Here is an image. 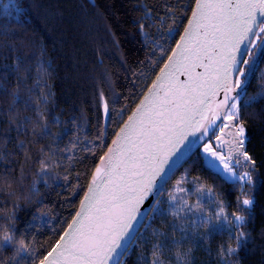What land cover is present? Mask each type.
I'll use <instances>...</instances> for the list:
<instances>
[{"label": "trees", "instance_id": "obj_1", "mask_svg": "<svg viewBox=\"0 0 264 264\" xmlns=\"http://www.w3.org/2000/svg\"><path fill=\"white\" fill-rule=\"evenodd\" d=\"M195 4L196 0H0V236L11 231L9 225L16 231L15 242L0 250V264H38L54 246L57 233H63L78 211L100 157L159 74ZM173 26L178 31L169 39L166 34ZM262 94L264 54L257 58L244 97L260 98L248 107L240 102L237 122L246 129L247 152L255 161V203L245 228L206 235L209 226L194 227L186 209L173 214L171 197L196 205V187L215 194L214 203L201 205L213 224L220 211L240 214L237 200L249 198L244 194L247 186L241 189L212 175L196 152L160 196L167 215L149 214L144 219L121 264H153L157 259L160 264H264ZM16 95L22 100L14 104ZM114 97L118 100L109 104L107 143L93 148L105 132L104 102ZM45 170L47 175H40ZM181 226L190 238L175 244L181 240ZM241 230L247 233L246 241L236 255H227V249L236 247L230 236L238 237ZM22 240L34 255L17 254Z\"/></svg>", "mask_w": 264, "mask_h": 264}, {"label": "snow or ice", "instance_id": "obj_2", "mask_svg": "<svg viewBox=\"0 0 264 264\" xmlns=\"http://www.w3.org/2000/svg\"><path fill=\"white\" fill-rule=\"evenodd\" d=\"M140 27L143 30L145 26ZM177 31L173 26L166 35L175 39ZM262 33L264 0H196L167 61L100 157L78 211L63 233H57L59 238L41 255L38 264H121L130 238L144 219L149 214L167 215L160 196L172 176L196 152L212 175L225 183L239 184L241 189L247 186L244 194L249 198L237 200L240 214L227 216L220 211L213 224L212 217L203 215L201 205L214 203L215 194L212 189L196 187L192 190L196 205L188 206L183 197H171L168 203L173 214L186 209L194 227L209 226L206 235L245 228L255 203V161L247 152L246 129L237 122L240 102L248 107L260 98L244 99L257 58L264 54ZM21 100L16 95L14 104ZM117 100L114 97L104 102L105 132L99 134L100 143L93 148L107 143L104 136L112 113L109 104ZM236 128L238 131H233ZM44 134H48L47 126ZM225 136L231 139L225 141ZM226 145L230 146L229 153L223 155ZM241 167L247 169L243 175ZM40 175H47L46 170ZM9 228L10 232L0 236V250L15 242V227ZM180 230L181 240L175 244L190 238L183 226ZM230 238L236 239V247L227 249L226 254L233 256L246 241L247 233L241 230L238 237ZM20 245L18 255L22 251L34 255L24 247L23 240Z\"/></svg>", "mask_w": 264, "mask_h": 264}, {"label": "rangeland", "instance_id": "obj_3", "mask_svg": "<svg viewBox=\"0 0 264 264\" xmlns=\"http://www.w3.org/2000/svg\"><path fill=\"white\" fill-rule=\"evenodd\" d=\"M225 122H227V121H225ZM239 124H240V123H239ZM240 125H241V124H240ZM226 131H227V130H226ZM233 131H238V128L233 129ZM217 134H219V132H217ZM224 139H225V141H229V140L231 139V137H229V136H225ZM213 143H216V142L213 141ZM229 147H230V146H228V145H226V146L224 147V149H223V151H222V154H223V155H228V153H229ZM201 150H202V148H201ZM241 160H243V156H241ZM249 167H250V165H249ZM245 171H247V169L244 168V167H241V168L239 169V172H240L241 175H243V173H244Z\"/></svg>", "mask_w": 264, "mask_h": 264}, {"label": "water", "instance_id": "obj_4", "mask_svg": "<svg viewBox=\"0 0 264 264\" xmlns=\"http://www.w3.org/2000/svg\"><path fill=\"white\" fill-rule=\"evenodd\" d=\"M195 6H196V4H195ZM263 38H264V37H263ZM182 78H183V77H182ZM220 98H222V96H221ZM91 177H92V176H91ZM90 181H91V179H90ZM89 183H90V182H89ZM87 191H88V188H87ZM87 191H86V192H87ZM79 207H80V206H79ZM78 209H79V208H78ZM139 226H140V225H139ZM139 226H138V227H139ZM134 234H135V233H134ZM132 238H133V237H131L130 240H132Z\"/></svg>", "mask_w": 264, "mask_h": 264}]
</instances>
